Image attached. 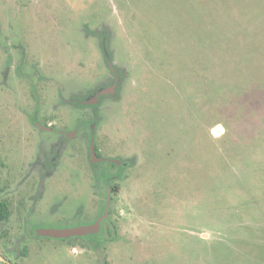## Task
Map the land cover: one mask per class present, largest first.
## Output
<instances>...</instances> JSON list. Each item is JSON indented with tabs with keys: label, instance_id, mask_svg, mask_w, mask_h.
I'll return each mask as SVG.
<instances>
[{
	"label": "rangeland",
	"instance_id": "1",
	"mask_svg": "<svg viewBox=\"0 0 264 264\" xmlns=\"http://www.w3.org/2000/svg\"><path fill=\"white\" fill-rule=\"evenodd\" d=\"M91 125L112 197H0V264H264V0H0V194L105 193Z\"/></svg>",
	"mask_w": 264,
	"mask_h": 264
},
{
	"label": "flooded vegetation",
	"instance_id": "2",
	"mask_svg": "<svg viewBox=\"0 0 264 264\" xmlns=\"http://www.w3.org/2000/svg\"><path fill=\"white\" fill-rule=\"evenodd\" d=\"M99 94H96V95H99L98 98H100L102 95H105L103 94L104 91H101V92H98ZM96 99V97H95ZM39 126V124L37 125ZM93 125H91L90 127L92 128ZM41 127V126H40ZM42 129H45V131L47 130V132L49 133H58L59 131H54V130H51L49 127H41ZM88 137L90 138L89 139V142H88V153H89V160H90V164L92 166L94 165H101L103 166L101 169H98L95 167V176L100 179L102 181V184L105 186V193L101 194V193H95V194H90V193H86L85 195L84 194H60V193H57V194H44L42 191L40 193H37V194H33V193H28V194H22V195H9V196H6V195H1L0 194V197H112V191L114 189L110 187V183L113 181V180H116L117 178H121L123 177V173H124V170L126 167H124V162H121V161H118V160H114L113 162H111L114 166H115V170L113 173H110L109 171V168L107 166H105L106 164L105 163H102V158L100 157V153L98 152V142L95 140L96 139V131L92 128L91 130H89L88 132ZM73 132L72 133H67L65 135V138L66 140H70L73 138ZM57 142L59 144H64V141L63 139L62 140H57ZM91 148L94 150V154H92L91 152ZM60 149H61V146H60ZM59 149V150H60ZM60 152V151H59ZM57 154H59L57 152ZM52 160V159H51ZM53 160H56V158L53 157ZM94 172V171H93ZM92 176L94 177V174H92ZM42 182L43 180H41L40 182V185H42ZM97 219V217H96ZM96 219L92 220V221H88L87 223H84L83 225H88V224H92ZM104 219L108 220V215L106 216V218H103L100 222V225H99V228L96 232H89L87 233L86 235H83L85 237H89V240L90 242L88 243L90 246H95V242L92 238H90L91 236H94V235H97L99 234L100 230L103 229V222H104ZM77 225H75L74 227H76ZM78 226H81V225H78ZM71 228V227H69ZM38 229V228H37ZM73 236H78V235H73ZM94 238V237H93ZM98 244V243H97Z\"/></svg>",
	"mask_w": 264,
	"mask_h": 264
},
{
	"label": "water",
	"instance_id": "3",
	"mask_svg": "<svg viewBox=\"0 0 264 264\" xmlns=\"http://www.w3.org/2000/svg\"><path fill=\"white\" fill-rule=\"evenodd\" d=\"M92 154H94V150L91 148ZM105 211L102 216H100L98 219H96L92 224L88 225H81V226H76V227H71V228H40L36 231L37 234L39 235H44V236H51V237H57V238H64V237H69L72 235H86L89 232H96L99 228L100 222L103 218L107 216L108 213V206H109V201L107 199V203L105 204Z\"/></svg>",
	"mask_w": 264,
	"mask_h": 264
},
{
	"label": "trees",
	"instance_id": "4",
	"mask_svg": "<svg viewBox=\"0 0 264 264\" xmlns=\"http://www.w3.org/2000/svg\"><path fill=\"white\" fill-rule=\"evenodd\" d=\"M104 210V207L103 209ZM8 217V204L6 203V200L0 199V221L6 219ZM102 230H100L99 234L101 233ZM99 234L94 235V244L95 247H98L99 244H97L99 241H101V238H97Z\"/></svg>",
	"mask_w": 264,
	"mask_h": 264
}]
</instances>
